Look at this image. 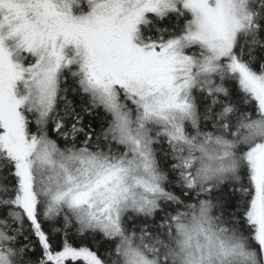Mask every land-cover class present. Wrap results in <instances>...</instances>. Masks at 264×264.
I'll return each mask as SVG.
<instances>
[{"label": "snow or ice", "instance_id": "1", "mask_svg": "<svg viewBox=\"0 0 264 264\" xmlns=\"http://www.w3.org/2000/svg\"><path fill=\"white\" fill-rule=\"evenodd\" d=\"M0 264H264V0H0Z\"/></svg>", "mask_w": 264, "mask_h": 264}, {"label": "trees", "instance_id": "2", "mask_svg": "<svg viewBox=\"0 0 264 264\" xmlns=\"http://www.w3.org/2000/svg\"><path fill=\"white\" fill-rule=\"evenodd\" d=\"M74 240H75V242L78 244V243H80V239L79 238H73ZM97 239H99V237H97ZM85 243H90V241L88 240V239H85V241H84ZM101 250H103V249H101Z\"/></svg>", "mask_w": 264, "mask_h": 264}]
</instances>
